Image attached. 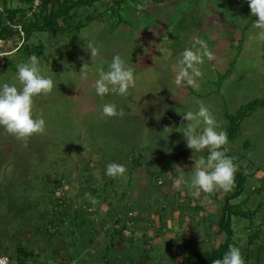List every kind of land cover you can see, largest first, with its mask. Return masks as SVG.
Segmentation results:
<instances>
[{
    "label": "rangeland",
    "instance_id": "obj_1",
    "mask_svg": "<svg viewBox=\"0 0 264 264\" xmlns=\"http://www.w3.org/2000/svg\"><path fill=\"white\" fill-rule=\"evenodd\" d=\"M141 2L139 10L128 0L120 18L108 10L116 9V0H104L97 4L95 22L78 37L36 34L25 48L28 56L16 53L21 37L0 42V86L19 88L17 65L30 62L33 54L41 73L54 81L50 93L33 98L34 117L42 115L46 121L43 133L17 139L0 126V264H20L16 258L21 248L34 252L36 264H84L83 258L99 264L114 226L105 199L128 221L123 236L115 238L112 259L122 257V264L130 259L134 264H185L188 250L216 248L225 241L217 233L218 224L225 199L236 194L238 174L246 181L242 195L231 204L255 214L232 219L237 246L242 254L252 250L255 255L256 244L264 242V107L244 119L236 143L225 149L237 165L235 183L227 192L217 188L215 193L192 194L195 161L206 158L208 150L194 153L182 133L188 123L183 113L197 111L201 103L215 115L217 130H226V115L236 116L243 106L264 100V38L258 35L262 29L248 0ZM198 39L207 42L214 58L204 57L197 65L202 76L194 85L178 84L182 53ZM89 46L98 48V54L92 57ZM38 48L42 53H35ZM116 55L133 68L135 84L125 96L100 98L94 87L98 69L109 70ZM84 65L87 78L80 73ZM104 103H115L123 114L104 116ZM127 121L130 134L120 140L136 146L141 164L126 167L117 177L116 192L109 194L104 186L110 178L103 172L116 135L125 131L120 125ZM89 171L92 182L83 178ZM177 176L184 178L179 187L173 182ZM101 185V200L93 202L87 189ZM62 199L64 207L67 199L75 207L88 204L85 227L72 217L61 221L53 204ZM259 229V239L250 245V232Z\"/></svg>",
    "mask_w": 264,
    "mask_h": 264
},
{
    "label": "clouds",
    "instance_id": "obj_2",
    "mask_svg": "<svg viewBox=\"0 0 264 264\" xmlns=\"http://www.w3.org/2000/svg\"><path fill=\"white\" fill-rule=\"evenodd\" d=\"M251 14L256 17V26L261 28L259 36L264 38V0H248ZM199 46V47H197ZM91 56L98 54V48L89 46ZM195 49V50H194ZM204 57L208 60L214 58V53L208 48L207 42L198 39L190 48H186L179 61L181 68L177 74L176 82L186 81L188 85L196 83L195 78L202 76L197 65L202 64ZM86 65V63H85ZM85 65L80 71L83 78H87ZM17 78L20 84L4 83L0 86V126L17 139H27L34 133H43L46 129V121L43 116L34 117L33 98L39 94L50 93L54 87L51 77L41 73L39 58L33 54L30 62L17 65ZM99 78L94 87L98 97L104 98L108 94L125 96L130 86L135 84L134 70L126 65L120 55L113 57L109 70L98 69ZM104 116L122 115L123 110L117 111L115 103H104L102 106ZM183 119L188 121L183 136L186 146L193 152L208 150L206 158L195 161L198 166L194 169L190 187L193 195L199 196L201 192L212 193L217 188L230 191L235 183L237 165L234 158L226 154L223 146L228 143V134L224 129H218L215 115L203 103L197 111H186ZM204 127L201 129L200 125ZM125 165L111 162L106 167V175L110 177L123 176L126 172ZM179 187L184 183L182 176L173 180ZM93 202L95 198L91 193H86ZM213 264H245L241 249L232 244L223 254L222 258L213 260Z\"/></svg>",
    "mask_w": 264,
    "mask_h": 264
},
{
    "label": "trees",
    "instance_id": "obj_3",
    "mask_svg": "<svg viewBox=\"0 0 264 264\" xmlns=\"http://www.w3.org/2000/svg\"><path fill=\"white\" fill-rule=\"evenodd\" d=\"M103 1L104 0H41L40 8L38 10H34V0H0V42L8 41L15 37H21V39L23 40V44L20 47L16 48V53L24 52L25 56H28L29 52L25 48L28 47V43L32 41V38L36 34H51L57 37H69L70 35H73L75 37H78V35L83 30H85L88 26L95 22L97 4L102 3ZM127 2L128 0H116V9H113L112 7L108 9L109 11L112 10L110 12V16L113 17L114 15H117L118 17H120L122 9L124 8L125 4H127ZM131 2L139 10L143 9V3L141 2V0H131ZM90 12H93L94 14H91ZM121 24L122 20L120 19L119 23L116 24V27L118 28ZM112 25H115V23H113ZM41 49L42 48L36 49L37 51L35 53H42ZM261 107H264V100L254 101L247 106H243L236 116L226 115L229 123L226 129V132L228 134V143L223 146V149H226L227 145L236 143V140L240 135L241 124L244 119L250 117ZM129 124L130 122L127 121L125 124L120 125V128L122 127V129H125V131L121 135H116L117 140L113 147L112 155L111 152L109 153L110 157H112L110 158L109 162H117L121 164L124 163L125 167H129L131 164L133 165V167L137 168V165L141 164V162L138 161H140V159L142 158V154L140 152L136 153V146L125 145L120 140L121 136L125 137V140L129 136V130L128 128H126L129 126ZM124 152L126 154H124ZM104 159L103 162H106ZM177 159L183 160L182 157ZM88 168L91 169V165H89ZM90 171L87 172L86 177H83L86 178L88 182H92V180H94V177L92 178V174L90 173ZM103 174L105 178H110V181L104 186L105 191L109 192V194L110 192H116L115 189L117 187V182L120 180L117 178L118 176H107L106 171L103 172ZM245 179V176H243L242 174H238L236 178V194L231 198H226L223 205V212L221 213L217 233L224 234L225 241L216 248H195L188 250V253L184 260L185 264H213V260L222 258L223 254L228 250L229 245L234 244L237 246L232 219L234 217L252 218V216L255 214V212H249L247 214L243 213L239 210L241 205L231 204L233 199L238 198L242 195L243 186L246 181ZM99 187L103 188V185L92 186L91 188L87 189V191L92 194V197L95 198V201L101 200ZM84 192L86 193V190ZM213 193H215V191ZM126 197L127 194L122 195L123 199ZM104 202L109 204V218L112 219L114 226H111L110 229V232H112L110 234V244L106 251H104L103 255L99 256V264H122V262L119 261L122 259V257H116L115 259L117 260H115L111 258L110 254L114 249H116L117 251V247L115 246V238L116 236H123L124 231L127 229L126 224L128 223V221L124 222L125 215L123 214V212L118 211V209L116 208L114 209V206L111 202H109V200L105 199ZM66 203L68 207H64L65 202L63 199L62 202L60 200V203L53 204V210L55 212L57 211L60 214L61 221H64L68 217H72L71 219L72 221H76V225L85 227V225L87 224L85 216L89 213L88 204L81 203L79 206L75 207L74 204L72 202H69L68 199ZM258 208V210L261 209V207ZM73 212L74 215H72ZM130 214L131 213H127L128 217L126 218H129ZM91 215L93 216L96 214L91 213L90 216ZM120 226L122 227L119 228ZM59 239H62V237H59ZM249 239H251L250 245H252L255 241H257V239H259V236H250ZM90 242L93 243L94 240L91 239ZM18 255L19 257L16 259L20 262V264H27L26 261L30 259L34 260L32 264L37 263L35 262L36 257L33 251L29 252L27 249L21 248L20 250L18 249ZM82 261L85 262L84 264H88V260H86L85 258H83ZM129 261V264H134L133 259H130ZM9 263L13 264L11 263V260ZM44 264H48V261H45ZM78 264H80V262Z\"/></svg>",
    "mask_w": 264,
    "mask_h": 264
},
{
    "label": "crops",
    "instance_id": "obj_4",
    "mask_svg": "<svg viewBox=\"0 0 264 264\" xmlns=\"http://www.w3.org/2000/svg\"><path fill=\"white\" fill-rule=\"evenodd\" d=\"M15 50H17V49L15 48ZM262 231H263L262 229H259L258 233H253V231H251L249 237L257 235V234H261ZM249 244H251V239H249ZM256 248H257V253L255 255L252 252V250L248 251L247 254H242L244 259H245V263L246 264H251V260L254 261L253 264H262V263H264V242H262V244L258 242L256 244Z\"/></svg>",
    "mask_w": 264,
    "mask_h": 264
},
{
    "label": "built area",
    "instance_id": "obj_5",
    "mask_svg": "<svg viewBox=\"0 0 264 264\" xmlns=\"http://www.w3.org/2000/svg\"><path fill=\"white\" fill-rule=\"evenodd\" d=\"M40 6H41V0H34V10H38Z\"/></svg>",
    "mask_w": 264,
    "mask_h": 264
}]
</instances>
